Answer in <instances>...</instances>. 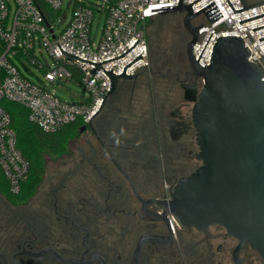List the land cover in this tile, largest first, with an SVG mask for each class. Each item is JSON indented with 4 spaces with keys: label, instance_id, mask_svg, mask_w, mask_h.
Segmentation results:
<instances>
[{
    "label": "flooded vegetation",
    "instance_id": "af4514ba",
    "mask_svg": "<svg viewBox=\"0 0 264 264\" xmlns=\"http://www.w3.org/2000/svg\"><path fill=\"white\" fill-rule=\"evenodd\" d=\"M185 32L180 64L161 81L155 79L153 126L145 120L132 133L127 119L103 116L104 108L93 123L146 201L170 200L178 180L201 165L193 138L197 131L182 114V106L189 103L184 87L203 85L191 71L186 53L190 34ZM162 82L168 84L166 92ZM83 134L88 150L81 149L77 166L64 178L75 179L76 187L31 199L39 202L34 210H11V227H0V264H264L257 250L240 245L221 226L207 232L180 228L168 223L159 203L144 209L129 183L104 162L108 154L94 132L87 127ZM88 180L95 185L94 193L83 186Z\"/></svg>",
    "mask_w": 264,
    "mask_h": 264
},
{
    "label": "built area",
    "instance_id": "2783aa9c",
    "mask_svg": "<svg viewBox=\"0 0 264 264\" xmlns=\"http://www.w3.org/2000/svg\"><path fill=\"white\" fill-rule=\"evenodd\" d=\"M195 0H183L189 5ZM236 11L245 9L240 0H230ZM249 6L257 2L243 0ZM262 1V0H261ZM70 0L73 13L64 27L65 0H0V165L9 181L10 191L18 195L30 171V162L18 148L11 117L2 102L8 100L26 107L29 120L45 132H56L78 120L88 125L105 107L112 88L110 74L135 76L150 67L149 43L143 26L162 12L178 6L180 0ZM215 2L223 16L210 22L204 12L194 20L199 40L192 48L203 67L211 64L213 50L221 37L240 36L250 52L249 59L264 68V5L235 13L227 0H199L192 5L196 13ZM13 5L15 11L13 13ZM106 20L97 40L93 33L96 15ZM46 49L53 62L39 57ZM71 55L74 58L70 59ZM19 63H32L43 70L33 82ZM76 81L87 91V98L73 103L62 99L54 86ZM203 81V80H202ZM171 223L176 224L171 218Z\"/></svg>",
    "mask_w": 264,
    "mask_h": 264
},
{
    "label": "water",
    "instance_id": "95a60500",
    "mask_svg": "<svg viewBox=\"0 0 264 264\" xmlns=\"http://www.w3.org/2000/svg\"><path fill=\"white\" fill-rule=\"evenodd\" d=\"M197 1L183 5L180 0L178 6L153 11L182 14L183 26L191 37L186 53L192 73L203 80V85L200 89L197 86L184 89L186 101L193 104L196 159L201 162L200 167L178 180L171 190L170 200L146 201L132 177L99 138L93 125L96 117L87 127L101 142L144 209L150 203H159L168 223L171 224L173 218L180 228L207 232L210 227L221 226L229 236L238 239L240 245L250 244L264 259V68L249 59L250 52L240 36L219 38L211 64L201 66L199 61L213 33L196 61L192 48L200 39L199 29L203 25L194 26L193 20L202 12L210 22L223 15L215 2L194 13L192 5ZM227 1L235 13L264 5V0L249 6L240 0L245 9L236 11L231 1ZM261 17L264 15L240 24ZM262 28L264 26L253 31ZM110 76L109 96L116 93L122 80L133 79L127 75Z\"/></svg>",
    "mask_w": 264,
    "mask_h": 264
},
{
    "label": "trees",
    "instance_id": "16d2710c",
    "mask_svg": "<svg viewBox=\"0 0 264 264\" xmlns=\"http://www.w3.org/2000/svg\"><path fill=\"white\" fill-rule=\"evenodd\" d=\"M248 1L254 3L261 0ZM178 15L180 18H176ZM170 17L175 20V24H172V22L169 23ZM166 18L168 19L166 20ZM153 22L159 24L157 33H155V35L153 34L155 41H152L153 39L150 32L145 31V27L151 25ZM143 30L149 43V55L151 54L150 67L141 69L132 80H122V84L128 85L131 84L141 71L146 70L148 74L139 87L140 90H144L148 93V97L145 98L147 108L142 114V119L136 124L126 116H123V118L127 119L126 122L130 125L132 133L136 130L139 124L145 120L149 123V126H153V115L156 114L153 97L155 91L154 82L156 80L161 81L163 77L162 75L166 76L168 71L174 65L180 64L183 55L185 54L184 50L187 41L183 26V15L179 13H163L154 18L148 19L143 26ZM171 37L174 38L175 41H172L170 44ZM168 51L170 52L171 57L167 54ZM151 73H154V76H151ZM135 87L136 86L127 90V92H124L123 89H119V93H121V96L123 95V98L125 95L134 97L137 89ZM116 99H119L117 92L112 96L113 101ZM119 101L123 102L125 100L120 98ZM127 101V104L123 102L121 105H126L124 106L125 110L130 112L133 106L130 104L132 99ZM2 105L11 117V126L17 135L18 148L30 162V171L26 180L23 182L21 192L18 195H14L10 191L9 181L0 165V195L10 204L20 205L30 201L35 196L39 186L43 183L47 158L60 157L64 154H68L70 139L74 136H80L82 129L87 127V125L84 124L82 120H78L59 131L45 132L29 120V110L26 107L8 100H4ZM83 186L86 188L87 193L95 192V185L92 180H89V183L85 181ZM69 191L71 192L70 188L67 192ZM11 215V210L0 209V227H11L13 222Z\"/></svg>",
    "mask_w": 264,
    "mask_h": 264
},
{
    "label": "rangeland",
    "instance_id": "374dc122",
    "mask_svg": "<svg viewBox=\"0 0 264 264\" xmlns=\"http://www.w3.org/2000/svg\"><path fill=\"white\" fill-rule=\"evenodd\" d=\"M85 3L93 5L96 4L95 0H83ZM251 1H255V0H251ZM15 11V5H13V13ZM64 12L67 13V20L65 23H63V26L65 27L68 22L70 21L71 17H72V13H73V4H70V0H65V5H64ZM176 18H180V16H176ZM175 18V19H176ZM168 18H166L167 20ZM105 20H106V13H103L102 18H101V22L99 23V13H97L96 15V19L94 22V28H93V33L97 32V40L100 39L101 35H102V31H103V27L105 24ZM169 23L172 22V24H175V20H173V18H169ZM158 23L157 22H153L151 25L146 26L145 27V31L146 32H150V35L152 36V41H155V33H157V28H158ZM154 34V35H153ZM186 34V32H185ZM187 34L185 35V37L187 38ZM191 38V37H190ZM189 38V40H190ZM171 42H174L175 39L174 38H170ZM37 53L39 55V57H41V59H43L44 62L45 58H47L48 61L53 62L48 51L46 49L43 50V53H41L39 50H37ZM167 54L170 56V52L168 51ZM172 55V54H171ZM151 56V54H150ZM151 61V60H150ZM19 66L22 70V72L25 74V76L27 78H29L30 80H32L33 82H38L40 77H43V70L40 69L39 66L34 65L32 63H26L25 66L21 65L19 63ZM153 71V70H152ZM146 76H148L147 71L143 70L140 72V74L131 82V84L125 85L122 84V81L120 82V85L117 89V94L119 96V99L122 98V100L124 99L125 101H123L125 104H127V100L132 99V102L130 103L132 106V109L130 112H127L124 108V106L126 105H121L123 104V102L121 103L119 101V99L116 100H112V96H110L108 102L106 103L104 110H103V116L105 115H109V114H115V115H119L121 114V116H126L127 118H129L130 120L134 121V123H138L140 122L139 120L142 119V114L144 112V110L147 108L146 105V100L145 98L148 97V93L145 92L144 90H140L139 87L141 85V82L143 81V79H146ZM151 76H154V73H151ZM134 86H136V92H135V96L131 97V96H127L125 95L124 98L120 95L121 93H119V89H123L124 92H127V90H130L132 88H134ZM160 86L165 90L168 89V84H163V82L160 84ZM57 94L64 100L73 102V103H77L80 101H83L85 98H87V91L84 87H82L78 82L76 81H63L59 84H55L54 86ZM142 89V88H141ZM162 89V90H163ZM146 95V96H145ZM165 96V95H164ZM128 98V99H127ZM120 102V103H119ZM129 104V105H130ZM192 107L193 104L192 103H188V104H184L182 106V114L186 115L188 118L192 119ZM121 111V112H119ZM195 137H197V132L195 133V135H193ZM88 137L86 134L80 135V136H74L73 138L70 139V143H69V153L68 154H64L63 156L60 157H50L47 158V162H46V172H45V176H44V181L43 183L39 186L36 194H35V198L32 199H38L39 200H43L45 197H52V194L55 192L56 194L58 193H70L67 192L69 190V188L72 190L76 187V183H75V179H71L70 176L67 179L65 178V173L71 169L77 166L76 162H79V160L81 159L80 157V153H81V149H84L85 151L88 150V146L85 145V138ZM197 151H198V146H197ZM115 156V155H114ZM116 157V156H115ZM117 159V157H116ZM104 162L107 161V163L110 164V166L113 169V172H115L116 175H119L120 177H122V181L127 183V180H124L123 175H121V173L118 171V169L114 166V164L112 163V161L110 160V158L108 157V155L105 154V156L103 157ZM118 160V159H117ZM85 165V163H84ZM89 183V180L86 181ZM66 190V191H65ZM132 193V192H131ZM28 201L25 202L23 204L20 205H13L10 204L4 197H2L0 195V209L4 210V209H9V210H14V209H21V210H34L37 208L38 203L34 202L32 203ZM31 204V205H30Z\"/></svg>",
    "mask_w": 264,
    "mask_h": 264
}]
</instances>
